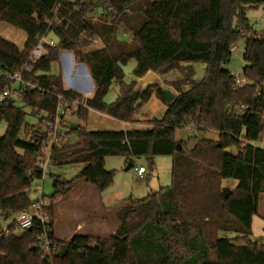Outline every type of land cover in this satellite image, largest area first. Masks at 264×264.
I'll list each match as a JSON object with an SVG mask.
<instances>
[{
    "label": "trees",
    "instance_id": "obj_1",
    "mask_svg": "<svg viewBox=\"0 0 264 264\" xmlns=\"http://www.w3.org/2000/svg\"><path fill=\"white\" fill-rule=\"evenodd\" d=\"M64 0H0V23L22 31L23 49L0 36V73L14 74L27 64L38 39L46 33L44 20ZM83 1V3H81ZM72 27L56 30L58 49L46 48L41 60L25 79L48 92L27 89L24 106L38 126L27 122L23 108L10 100L0 105V218L5 222L29 211L39 202L30 197L43 171L39 154L49 146V123L59 102L82 99L64 87L61 75H52L61 52L73 53L86 66L94 83V95L86 108L74 115L87 122L90 112L132 123L134 116L153 94L166 105L162 119L152 120L147 130L88 131L77 126L76 146L62 142L52 150L53 166L82 163L72 180L52 176L55 192L44 198L45 224L35 221L31 230L0 238V264H264V245L251 240L253 220L264 195V38L250 26L248 9L264 6V0H78ZM103 10L100 22L89 20ZM130 41L119 38V32ZM86 33L88 40H82ZM97 38L99 47L89 40ZM246 40L243 75L250 84L235 89L232 74L224 70L232 47ZM136 62L128 82L123 68ZM204 64L205 78L194 81L189 65ZM188 65V66H185ZM173 71L179 81L165 85L175 95L167 104L165 88L158 84L137 91L138 80L148 73L164 77ZM0 80V92L9 86ZM119 88L115 102L106 103L113 86ZM167 89V90H168ZM248 107L244 114L234 107ZM194 127L215 132L217 141L201 140L190 149L176 139L178 129ZM70 133L74 132L69 128ZM233 148L236 153H229ZM156 157L172 159V182L167 188L142 200L129 198L119 205V227L108 239L76 235L70 241L55 236L56 206L84 181L103 192L115 181L107 171V158ZM153 163V162H152ZM223 181H237L233 192H225ZM46 233L50 252H45L39 234ZM220 233L235 239H220Z\"/></svg>",
    "mask_w": 264,
    "mask_h": 264
},
{
    "label": "rangeland",
    "instance_id": "obj_2",
    "mask_svg": "<svg viewBox=\"0 0 264 264\" xmlns=\"http://www.w3.org/2000/svg\"><path fill=\"white\" fill-rule=\"evenodd\" d=\"M105 13L103 10H98L90 14V17H102ZM247 16L250 22V26L254 29L256 33L261 38H264V6L248 9ZM9 29V33H4V30ZM123 30L119 32V38L126 39L130 41V36L123 35ZM0 34L7 37L8 40H12L15 43L24 44L25 42V34L17 30L7 24L0 23ZM10 38V39H9ZM99 43L96 47H99ZM246 40L242 39L236 43L237 50L232 52L231 61L229 64L224 66V70L230 72L232 75H243V69L245 67V60H244V52H245ZM64 53V52H63ZM73 54V53H71ZM188 66V65H185ZM192 67L195 75L193 77L194 81H201L205 78L206 75V66L204 64H192L189 65ZM136 68V62L131 61L127 66L123 68L126 81H130L133 77V71ZM63 63L62 61L58 64L53 65L51 74L52 75H61L63 74ZM152 73V72H150ZM155 75V74H154ZM158 76V75H157ZM160 79L157 78H148L145 81L146 86H142L139 82V86L137 91H142L146 89L149 85L158 84L162 88L168 89L165 85L167 82L179 81L181 79V74L178 71H173L164 77L158 76ZM71 90V89H70ZM169 90V89H168ZM173 91V90H171ZM174 92V91H173ZM119 93V88L117 86H113L110 90V93L106 97V103L111 104L116 101V98ZM14 105L19 108H23V110L27 114V122L32 126H38L39 119L41 117H33L31 110L24 106L22 100L17 99L14 102ZM166 105L161 102L155 94L152 95L150 101L143 106V108L137 113L140 119H150V120H160L163 118L166 112ZM63 127L65 131H69V128L74 126H82L86 128L88 131H125V130H145L143 127H126L124 123L117 122L112 120L106 115L90 112L88 115L87 122H80L74 116H67L66 120H64ZM69 124V126H68ZM143 124L152 125L151 121L144 122ZM69 127V128H68ZM7 126L6 124H0V135H4L6 132ZM214 132L202 131L198 130L194 127H185L178 129L176 132V139L178 141H184L187 143L190 149L194 148L195 145L201 140H211L216 141V136ZM64 145L67 146H76L80 143V139L78 134L74 131L72 133L68 132L66 137L63 139ZM130 162L125 164V158H107L105 161V168L107 171H115V181L113 185L103 192H107V195L112 196L111 204H115L114 197L116 202H121L122 200H127L129 198H133L134 200H142L147 198L150 194H155L161 188H167L171 185L172 182V159L170 157H156L153 160H149L146 157H142L136 159L134 161V168L128 172L124 170L128 167ZM140 166H144L147 170L146 178L140 180L138 178L135 168ZM84 168L82 163L76 164H68L63 166H50L46 172L44 184L42 182H37L34 184L30 197L33 201H40L42 198H49L53 196L55 192L54 188V179L52 176L61 177L66 180H72L77 176V174ZM231 184L234 181H229ZM84 181H78L75 184V189L72 191L71 194L64 200L70 201L76 197L81 190L82 185H85ZM90 189H94L93 186L87 184ZM41 187V193H37L35 191L36 187ZM224 189V187L222 186ZM95 190V189H94ZM225 190V189H224ZM96 191V190H95ZM230 191V190H229ZM233 192V191H230ZM62 201V202H64ZM61 202V203H62ZM60 203V202H59ZM60 203V204H61ZM117 208V206L115 207ZM117 212V210L115 211ZM117 215V214H116ZM18 216V215H17ZM5 222L4 220H0V233L4 230L3 226H9L15 219ZM1 219V218H0ZM64 218L62 217L60 211L56 210V221H55V231L63 230L64 226ZM63 234V232H62ZM63 236V235H62ZM105 237L103 239H108L110 237L103 235ZM108 237V238H107ZM220 239H235L237 235L230 234V233H220ZM251 240L254 243L259 245H264V195L260 197L259 200V214L258 216L254 217L253 220V235Z\"/></svg>",
    "mask_w": 264,
    "mask_h": 264
},
{
    "label": "built area",
    "instance_id": "obj_3",
    "mask_svg": "<svg viewBox=\"0 0 264 264\" xmlns=\"http://www.w3.org/2000/svg\"><path fill=\"white\" fill-rule=\"evenodd\" d=\"M89 1H96V0H89ZM64 3L58 7L55 8V10L45 18L44 25L46 27V33L41 36L38 39V44L33 48V51L29 57L28 64L18 72H15L14 74H5L0 73V80L6 79L9 82V86H6L1 92H0V105L3 104L5 101H16L17 99L23 100V94L27 89H30L32 91H39L40 97L43 98L46 94H48L47 91L39 88L36 84L31 83L25 79V75L29 74L31 72V67L41 60L45 54L46 48L50 49H58L59 42L57 40V37L54 35V32L56 30L64 29L65 31H68L72 26L71 18L73 17V14L78 11L80 8L77 4L78 0H64ZM83 3V1H81ZM96 12V11H95ZM89 20L93 22H100L101 17H90ZM82 40H88V35L86 33H83L81 35ZM92 47H95L98 45L99 41L97 38H93L92 40H89ZM237 47H232V52L236 51ZM63 53V52H61ZM64 54L68 55L72 59H74V55L69 52H64ZM235 80V89L236 90H242L244 87L248 86L250 84L248 78L244 75H232ZM57 100L59 102L58 110L53 117V121L49 123L48 126V132H49V146L45 148L44 151H42L39 156L40 160L38 163L39 168L43 171V176L40 182L44 184L45 176L48 168L50 166H53V159H52V150L55 147H58L62 142L63 139L66 137L68 131L64 130L63 122L66 120L67 116H74L78 113L80 109L86 108V102L89 99L86 95H81L82 99H75L71 101H67L63 96H58ZM234 110L238 114H244L246 111H248V107H234ZM69 126V124H68ZM69 128V127H68ZM259 147L260 149L264 150V142L261 144L255 145ZM229 153H236L235 149L230 148L227 149ZM139 177L143 178L144 174L146 172L145 168H139L136 170ZM35 191L37 193H41L42 189L41 187H36ZM47 206L46 201H44V198L40 200L39 202L35 203L29 211L20 213L16 220V233H21L26 230H29L33 227L35 221H39L42 225L45 224L46 218L43 215V209ZM13 233L9 230V228L4 229L0 233V238L2 237H9L12 236ZM37 241L41 243L42 248L45 252H50L51 249V242L47 236L46 233L39 234L37 236ZM2 258V255H0V259Z\"/></svg>",
    "mask_w": 264,
    "mask_h": 264
},
{
    "label": "crops",
    "instance_id": "obj_4",
    "mask_svg": "<svg viewBox=\"0 0 264 264\" xmlns=\"http://www.w3.org/2000/svg\"><path fill=\"white\" fill-rule=\"evenodd\" d=\"M9 31H10L9 29L4 30V33H9ZM0 36L3 39H5V36H2L1 34ZM5 40L15 44L20 49H23L26 43L27 37L25 35V42L22 45L19 43H15L12 40H8L7 37ZM59 59H60V62L62 61L63 63V69H62L63 74H61V76L63 78L64 87L67 90L71 89V91L78 93L80 95H86L88 96L89 99L92 98L94 95L95 87H94V83L92 81V78L89 75V72L86 66L79 64L75 59H72L71 57H69L68 55L64 53L60 54ZM146 77L152 78L151 73H148L143 79L138 80V86H139V82L142 83L141 84L142 86L144 87L146 86V84L143 83ZM154 78L160 79L157 75H155ZM138 114L134 116L132 123H124V125L126 127H143L145 128V130L151 129L153 125H147L143 123L149 122L152 120L140 119L138 117ZM125 131H130V130H125ZM214 135L216 136V141H217L219 138V135L217 133H215ZM135 160L136 159H133L132 162L130 163L134 165ZM127 163L128 161L125 159V164ZM139 168H145V167L140 166L138 168H135V172ZM146 173H147V170L144 174V177L141 178L138 176L136 172L140 180L146 178ZM87 184L82 185L81 190L79 191L76 197H74L73 199H70V201H64L65 200L64 199L62 200L64 202L61 201L62 202V203L60 202L61 204L60 203L57 204L56 210L58 208V210L60 211L65 221L64 226H63L64 231H62L61 229L57 230V232L55 231V236L57 239L66 242V241H70L76 235L105 238L102 236L106 235L108 237H111L112 235L116 233L119 227V222L117 220L116 214L118 213L119 205L126 200H122L121 202H116L115 197H114L115 204L112 205L110 202L111 201L110 198L112 196L107 195L106 194L107 192L98 191L94 186L93 188L96 191L94 189H90V187H88ZM237 185H238L237 181H234L232 184L229 181H223L222 183V186L224 187V189H229L230 191H234L237 188ZM116 206L117 208H115ZM116 210L117 212H115ZM9 226H3V229L9 228Z\"/></svg>",
    "mask_w": 264,
    "mask_h": 264
},
{
    "label": "water",
    "instance_id": "obj_5",
    "mask_svg": "<svg viewBox=\"0 0 264 264\" xmlns=\"http://www.w3.org/2000/svg\"><path fill=\"white\" fill-rule=\"evenodd\" d=\"M151 77L154 78L155 75H154L153 73H151ZM148 78H149V77H146V79L143 81V83H145V81H146ZM149 79H150V78H149ZM165 96H166V102H167V104H170V103H172V102L175 100V95L172 94V92L169 91V90H166V91H165ZM10 103H11V104H14V101H11ZM71 129H72L73 131H76V130L78 129V127L72 125ZM133 168H134V165H133L132 163H129L128 167H127L124 171H125V172H128V171H130V170L133 169ZM225 192H229V189H225ZM29 230H31V229H29Z\"/></svg>",
    "mask_w": 264,
    "mask_h": 264
},
{
    "label": "bare ground",
    "instance_id": "obj_6",
    "mask_svg": "<svg viewBox=\"0 0 264 264\" xmlns=\"http://www.w3.org/2000/svg\"><path fill=\"white\" fill-rule=\"evenodd\" d=\"M88 94H89V92H88Z\"/></svg>",
    "mask_w": 264,
    "mask_h": 264
}]
</instances>
